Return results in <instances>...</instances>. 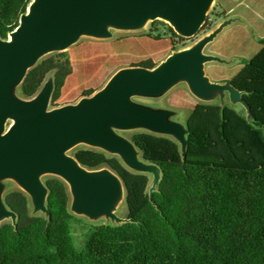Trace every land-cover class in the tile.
<instances>
[{
    "label": "trees",
    "instance_id": "obj_1",
    "mask_svg": "<svg viewBox=\"0 0 264 264\" xmlns=\"http://www.w3.org/2000/svg\"><path fill=\"white\" fill-rule=\"evenodd\" d=\"M33 0H0V40L7 42ZM154 27L155 40L184 41L171 26ZM164 26V27H162ZM153 35V34H152ZM229 85L240 95L248 119L229 107L197 105L186 122L184 149L168 138L135 134L131 144L160 171L152 192L146 174L131 172L115 157L81 150L85 169L106 167L122 182L127 221L99 225L81 249L71 234L67 186L45 183L49 215L33 216L27 196L9 193L3 206L14 224L0 226V264H264V41ZM132 68L153 71L152 60ZM73 69L65 53L30 71L22 95L34 98L54 74L51 103L62 96ZM93 95L86 91L84 96Z\"/></svg>",
    "mask_w": 264,
    "mask_h": 264
},
{
    "label": "water",
    "instance_id": "obj_2",
    "mask_svg": "<svg viewBox=\"0 0 264 264\" xmlns=\"http://www.w3.org/2000/svg\"><path fill=\"white\" fill-rule=\"evenodd\" d=\"M213 0H36L28 15L21 18L12 42L0 40V177L14 176L34 196L35 207L47 215L46 189L38 176L48 172L68 181L76 195V208L90 215L100 210L112 214V193L118 181L108 174H88L77 160L63 153L77 142L99 146L120 154L134 171L153 174L156 166L137 159L135 147L112 133L109 126L123 129L143 127L155 132L175 134L185 141L186 131L164 122L166 113L151 114L131 108L134 95H153L166 90L178 78H186L197 92L235 91L231 85H213L205 77L204 64L210 58L200 54L214 37L203 40L189 51L172 55L153 71L130 69L121 72L109 87L91 100L75 107L43 115L52 85L32 103L11 97L9 89L22 84L38 57L46 51L65 50L83 34L110 37L105 23L120 28H135L147 21H168L184 38L196 35ZM8 118L17 125L4 135ZM16 216L4 208L0 188V220Z\"/></svg>",
    "mask_w": 264,
    "mask_h": 264
},
{
    "label": "rangeland",
    "instance_id": "obj_3",
    "mask_svg": "<svg viewBox=\"0 0 264 264\" xmlns=\"http://www.w3.org/2000/svg\"><path fill=\"white\" fill-rule=\"evenodd\" d=\"M35 2L36 0L31 2L26 15L30 13ZM156 21L170 26L167 21ZM156 21H147L135 28H120L110 23H105L104 27L110 33V37L83 34L73 45L65 50H50L41 54L28 71L41 62L61 53H65L68 56L72 65V75L66 81L60 100L55 104L51 103L54 74L47 76L43 86L34 98L26 99L22 95L21 84L9 89L11 97L20 102L32 103L44 93L46 85L51 84L52 90L49 103L43 115L52 114L64 108L78 106L83 101L93 99L106 90L121 72L135 69L132 68L134 64L152 60L156 64V70L172 55L192 50L203 40L210 37H214V39L207 43L200 52L202 56L211 59L210 62L204 64L205 77L213 85H229V82L237 76L262 48L261 41H264V0H213L206 13V18L196 35L185 38L184 41L174 38V43H172L171 37L168 35L163 36L160 41L155 40L154 37L157 35H165L163 31L151 34L155 26H161ZM10 38L11 36L8 37L7 42L10 41ZM90 90L93 91V95L84 96V93ZM128 104L131 108H137L151 114L166 113L165 123L179 126L185 131L187 119L197 105L229 107L248 119V112L241 103L240 95L237 92H222L218 90H200L197 92L186 78H178L159 94L134 95L129 99ZM17 123L16 119L8 118L4 135L9 134ZM109 129L114 135L130 143L135 134L144 133L171 139L179 145L181 150L185 146V141L181 142L175 134L155 132L143 127L123 129L109 126ZM81 150L95 151L108 157H115L126 169L137 173L125 162L120 154L105 150L99 146L89 145L83 141L74 144L63 155L74 159V155ZM137 159L147 164L138 151ZM82 169L88 174H108L117 179L118 188L111 195V212L118 218V221L110 218L102 210L95 215L78 210L75 206L76 195L74 189L63 177L48 172L41 173L38 176L39 182L44 187L49 179H58L67 186L68 210L74 219L71 225V234L75 247L78 249L83 247L85 235L91 228L99 225L118 226L127 221L126 193L121 180L106 167L98 170H90L83 167ZM146 175L150 181L148 190L150 193L156 188L157 184L153 174L148 173ZM0 188L2 203L9 193L21 192L27 196L33 216H46V213L36 209L34 196L22 187L16 177H0ZM46 197L47 192L44 198L45 202ZM14 223L15 221L10 217H3L0 220V226Z\"/></svg>",
    "mask_w": 264,
    "mask_h": 264
},
{
    "label": "bare ground",
    "instance_id": "obj_4",
    "mask_svg": "<svg viewBox=\"0 0 264 264\" xmlns=\"http://www.w3.org/2000/svg\"><path fill=\"white\" fill-rule=\"evenodd\" d=\"M168 22V21H167ZM170 24V22H168ZM10 41L12 42V37L10 38Z\"/></svg>",
    "mask_w": 264,
    "mask_h": 264
}]
</instances>
